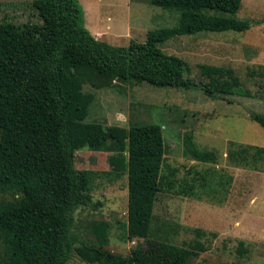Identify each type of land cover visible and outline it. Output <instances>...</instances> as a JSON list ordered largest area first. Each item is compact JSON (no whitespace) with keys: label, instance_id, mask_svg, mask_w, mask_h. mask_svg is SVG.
<instances>
[{"label":"trees","instance_id":"1","mask_svg":"<svg viewBox=\"0 0 264 264\" xmlns=\"http://www.w3.org/2000/svg\"><path fill=\"white\" fill-rule=\"evenodd\" d=\"M150 1L175 11L177 23L150 30L145 41L131 39L126 46L93 35L79 0H34L39 23L0 21V194L22 195L0 203V264H67L74 251L91 264H190L208 249L197 239L183 245L162 244L161 258L139 251L116 253L108 248L111 223L104 219L93 222L92 243L71 235L74 212L90 199V182L99 175L75 167L76 150L86 145L119 148L115 141L107 144L109 136L102 124L87 121L93 96L85 92V84L104 88L117 82H147L201 88L210 97L229 102L246 95L233 67L201 63L205 80L195 79L186 75L182 57L161 48L179 35L246 31L252 24L238 16L243 0ZM248 74L264 78V64ZM249 115L264 127V112L251 110ZM183 151L200 162L218 160L214 150L196 144L191 132L185 133ZM165 153L162 125H130L128 239L152 235L159 192L198 195L196 181L211 186L208 175L195 171V182L177 188V180L169 176L177 169L163 172ZM228 158L237 166L259 168L264 146L231 142ZM226 180L232 183L233 176ZM223 187L225 199L229 187ZM196 233L199 238L207 234L201 228Z\"/></svg>","mask_w":264,"mask_h":264},{"label":"rangeland","instance_id":"2","mask_svg":"<svg viewBox=\"0 0 264 264\" xmlns=\"http://www.w3.org/2000/svg\"><path fill=\"white\" fill-rule=\"evenodd\" d=\"M0 0V21L17 24L41 22L34 0ZM86 27L100 38L119 46L131 39L145 41L150 30L173 26L175 11L154 5L150 0H79ZM238 16L250 20L243 32H200L179 35L161 45L169 54L182 57L186 75L204 79L199 64L233 67L246 95L234 102L212 98L203 89L157 87L150 83H120L104 88L84 85L93 98L87 121L103 125L115 150L86 145L76 150L75 167L99 172L90 182V199L74 212L71 235L92 243L94 221L108 220V248L124 255L131 251L163 257L161 245H183L202 240L208 249L190 264H264V161L259 168L237 166L228 158L231 142L264 146V127L253 120L251 110L264 112V78L250 76L249 69L264 64V0H243ZM205 80V79H204ZM132 123L163 126L166 153L163 172L182 183L195 182V171L208 175L210 188L195 182L198 195L175 191L159 192L152 235L128 239V130ZM191 132L202 149L214 150L215 163H204L185 155L184 136ZM233 176L232 183L226 178ZM198 176V175H197ZM229 192L224 199L225 189ZM214 187L213 189H211ZM21 194H0V203L16 200ZM207 232L197 237L196 229ZM211 232H215L213 235ZM243 243V244H241ZM246 248L242 251L241 247ZM0 255L3 244L0 240ZM67 264H91L74 251Z\"/></svg>","mask_w":264,"mask_h":264},{"label":"crops","instance_id":"3","mask_svg":"<svg viewBox=\"0 0 264 264\" xmlns=\"http://www.w3.org/2000/svg\"><path fill=\"white\" fill-rule=\"evenodd\" d=\"M3 1V0H2ZM6 2H11V1H9V0H7ZM99 34H101V32L99 31V32H97V36L96 37H98V38H100V36L101 35H99ZM102 39V38H101Z\"/></svg>","mask_w":264,"mask_h":264}]
</instances>
